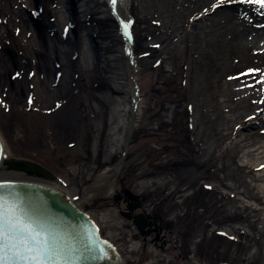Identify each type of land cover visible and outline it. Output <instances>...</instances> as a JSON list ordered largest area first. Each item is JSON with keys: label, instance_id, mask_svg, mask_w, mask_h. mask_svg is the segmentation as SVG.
<instances>
[{"label": "rangeland", "instance_id": "1", "mask_svg": "<svg viewBox=\"0 0 264 264\" xmlns=\"http://www.w3.org/2000/svg\"><path fill=\"white\" fill-rule=\"evenodd\" d=\"M107 6L0 0L7 141L57 173L127 264H264V86L227 41L241 10H262L132 0L125 29Z\"/></svg>", "mask_w": 264, "mask_h": 264}, {"label": "water", "instance_id": "2", "mask_svg": "<svg viewBox=\"0 0 264 264\" xmlns=\"http://www.w3.org/2000/svg\"><path fill=\"white\" fill-rule=\"evenodd\" d=\"M2 153L0 139V160ZM0 184L7 185L0 189V194L19 204L27 217L44 225L62 241L66 253L74 258V264H121L116 247L100 237L98 227L69 201L65 191L24 181H0ZM136 218L144 230L148 224L146 218L142 214Z\"/></svg>", "mask_w": 264, "mask_h": 264}, {"label": "bare ground", "instance_id": "3", "mask_svg": "<svg viewBox=\"0 0 264 264\" xmlns=\"http://www.w3.org/2000/svg\"><path fill=\"white\" fill-rule=\"evenodd\" d=\"M101 1H106L108 5L107 7L112 11V13H114L110 0H101ZM131 3L132 0H117L116 12L114 14L116 15V17L119 16L121 18V24L123 26L127 24L129 27L128 19L124 17L123 9L128 8V6H130ZM223 17L225 18L226 21H228L230 18L229 16H224V15ZM236 18H240L245 21L243 28L236 29L233 32L234 36L229 35L227 37V41L230 39L228 41L229 44L236 49L238 56L241 58L243 62H249L247 67L243 70L244 80H248L257 84L258 89L261 87L263 88L264 86V11H258L256 9H252L250 11L241 10L237 14ZM38 27L39 29H41L40 32L43 33L44 35L46 33L44 31V27L41 24H38ZM127 32L129 31L127 30ZM26 62H29L31 65L32 63H34L33 61L30 62L29 60H27ZM3 64L5 65V59L3 57V54L0 53V66L3 67L4 66ZM30 64L27 65L30 67ZM246 70L247 71L250 70L249 73L247 72L246 74ZM4 80L6 84L9 83L8 81H6L5 78ZM11 83L14 82L11 81ZM260 98L262 101H264V91H262ZM39 127L40 126H37V124L35 125L36 129L37 128L39 129ZM0 139L3 144V153L0 160V181L32 182V183H38V184L50 186L61 191H65L69 201L73 203L77 208L85 212L80 207L79 201L73 199L68 189L64 187V185H62L60 182H58L60 177L57 175V173L51 171L49 168L46 167V165L36 162L32 158L29 159V157H26V155L23 156L22 154L16 152L7 141L6 136L4 135L1 129H0ZM42 143H43L42 141L38 142V144H42ZM260 164L264 165V161ZM263 165L260 166L262 167ZM85 213L98 227L94 219L87 212ZM100 237L104 238L101 232H100ZM110 242L112 243V241ZM112 244L114 245V243ZM115 247L118 253L121 255V260H122L121 264H127L120 250L117 248V246Z\"/></svg>", "mask_w": 264, "mask_h": 264}, {"label": "snow or ice", "instance_id": "4", "mask_svg": "<svg viewBox=\"0 0 264 264\" xmlns=\"http://www.w3.org/2000/svg\"><path fill=\"white\" fill-rule=\"evenodd\" d=\"M242 2L264 11V0ZM110 3L115 13L117 0ZM4 187L7 185L0 184V189ZM0 264H74V258L54 233L34 223L19 204L0 194Z\"/></svg>", "mask_w": 264, "mask_h": 264}]
</instances>
